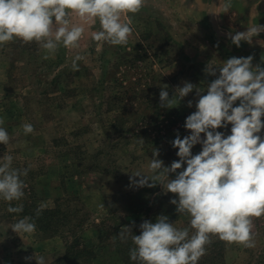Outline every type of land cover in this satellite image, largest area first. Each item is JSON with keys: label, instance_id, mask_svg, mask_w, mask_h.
I'll list each match as a JSON object with an SVG mask.
<instances>
[{"label": "rangeland", "instance_id": "1", "mask_svg": "<svg viewBox=\"0 0 264 264\" xmlns=\"http://www.w3.org/2000/svg\"><path fill=\"white\" fill-rule=\"evenodd\" d=\"M223 3L148 0L139 13L129 14L133 32L128 44H105L99 52L91 40L98 22L86 27L79 48L60 47L49 59H42L45 52L35 42L15 40L0 47V117L10 137L7 145L0 144V159L11 154L14 168L29 169L21 177L24 197L11 202L23 204V212H7L9 202L0 200V264H36L39 256L45 264H56L75 238L80 247L87 245L94 252L98 247L99 258L90 264H113V236L133 222L134 235L140 234L143 220L155 222L158 215L168 216L177 228L188 227L189 216L177 214L169 202L174 194L160 184L134 187L129 176L139 171L152 177L153 148L159 149L157 158L165 166L178 159L170 142L177 132L181 138L190 134L183 124L196 110V90H206L217 78L205 74L207 64L251 55L253 66L264 67V32L251 44L241 41L237 48L231 43V36L247 32L249 26H264V0H232L228 13L221 12ZM77 53L86 60L78 61L79 70L74 71L71 60ZM185 81L196 89L173 108L161 107V87L167 85L172 98ZM24 123L33 125V133H23ZM230 128L217 131L228 135ZM260 135L264 138V129ZM200 150L195 145L193 155ZM46 210H58V224L43 229L40 216ZM24 216H31L37 226L30 236L11 230ZM253 232L255 248L221 241V250H209L221 252L224 264H264V216L254 219Z\"/></svg>", "mask_w": 264, "mask_h": 264}, {"label": "clouds", "instance_id": "2", "mask_svg": "<svg viewBox=\"0 0 264 264\" xmlns=\"http://www.w3.org/2000/svg\"><path fill=\"white\" fill-rule=\"evenodd\" d=\"M147 2L0 0V47L15 40L23 44L35 42L45 52L42 59H49L60 47L79 48L86 27L91 29L97 22L99 30L91 31V40L98 52L105 44L125 46L133 32L129 14L139 13ZM232 7V0H224L221 12L228 13ZM260 32H264V26L253 24L247 32L231 36V43L237 48L241 41L251 44ZM85 60L86 55L77 53L71 60L72 69L78 71L77 62ZM252 60L249 55L228 58L221 65L207 64L205 74L217 78L206 90H196V110L183 124L190 134L181 138L177 132L170 142L178 150V159L165 166L157 158L159 149L153 148L149 164L152 177L139 171L129 176L130 184L137 188L156 184L166 188V193L174 194L169 202L175 205L176 213L190 218L188 227L177 228L168 216L158 215L155 222L143 220L139 224V235L132 233L134 222L125 226L117 237L121 242L131 237L129 259L136 264H199L213 237L228 245L256 247L254 219L264 216V138L260 135L264 129V67L253 66ZM195 86L185 81L169 98L168 86L164 85L159 92L160 106L173 108ZM187 106L192 107V101ZM3 124L4 118L0 117V144L7 145L10 137ZM228 125L230 134L217 131ZM22 130L28 135L34 127L24 123ZM138 143L142 146L143 139L138 138ZM195 145H200L201 150L193 155ZM12 164L11 154L0 159V200L9 202L7 212L18 214L23 212V204L12 206L11 202L24 197L21 177L27 176L29 169L14 168ZM170 174H174L173 179ZM42 207L37 209V215ZM11 230L30 236L37 226L31 216H24L12 224ZM34 259L36 264H45L43 256Z\"/></svg>", "mask_w": 264, "mask_h": 264}, {"label": "trees", "instance_id": "3", "mask_svg": "<svg viewBox=\"0 0 264 264\" xmlns=\"http://www.w3.org/2000/svg\"><path fill=\"white\" fill-rule=\"evenodd\" d=\"M59 212L58 210H46L43 212V215L40 216L41 220H44L42 222L41 227L43 229H48L52 225V223H57V216ZM58 224V223H57ZM124 231V230H120ZM108 233V234H107ZM105 232L104 235L106 238L109 236V232ZM103 233H99V238L102 240L104 238ZM111 236V235H110ZM114 243L116 244V248L112 251L113 252V259L115 261L113 264H136V262H133L129 259V249L133 246L131 242V237L127 239L126 242H121V240L116 236H113ZM80 240L74 239L73 244L71 243L67 250L65 255L56 262V264L61 263H69V264H75L77 261H83V264H90L92 263V260H96L99 258V249L97 247L96 252L93 251V248L88 247L87 245L80 247L82 243L79 242ZM213 245L211 247L207 248V253L205 256L201 258L200 264H224V259L222 257V254L211 252L209 249L211 248H220L218 250H221L223 247V244L221 241L212 243ZM80 245V246H79ZM83 245V244H82ZM97 264H102L101 260H98Z\"/></svg>", "mask_w": 264, "mask_h": 264}, {"label": "water", "instance_id": "4", "mask_svg": "<svg viewBox=\"0 0 264 264\" xmlns=\"http://www.w3.org/2000/svg\"><path fill=\"white\" fill-rule=\"evenodd\" d=\"M212 24H213V27H214V30H216V32H218V30H217V28L215 27L216 25H215V22L213 21V19H212ZM219 33V32H218ZM220 34V33H219ZM223 36V35H222ZM224 36H226V35H224Z\"/></svg>", "mask_w": 264, "mask_h": 264}, {"label": "crops", "instance_id": "5", "mask_svg": "<svg viewBox=\"0 0 264 264\" xmlns=\"http://www.w3.org/2000/svg\"><path fill=\"white\" fill-rule=\"evenodd\" d=\"M262 8H264V3L261 4Z\"/></svg>", "mask_w": 264, "mask_h": 264}]
</instances>
